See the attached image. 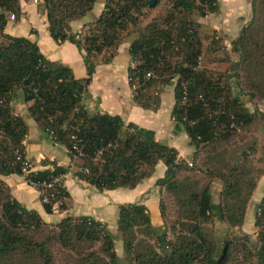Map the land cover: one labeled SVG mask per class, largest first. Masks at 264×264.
Masks as SVG:
<instances>
[{
  "label": "trees",
  "instance_id": "16d2710c",
  "mask_svg": "<svg viewBox=\"0 0 264 264\" xmlns=\"http://www.w3.org/2000/svg\"><path fill=\"white\" fill-rule=\"evenodd\" d=\"M95 1L41 0L49 37L56 43L74 45L81 54L86 77L75 80L67 67L45 59L35 43L3 32L6 16L18 18L20 11L17 0H0V135L10 141L9 146L0 145V176L21 175L16 154L24 156L21 141L26 129L11 108V95L20 90L25 101H32L29 115L42 135L65 148L71 174L97 192L133 189L151 176L158 162L164 165L155 185L174 201L178 230L169 241L162 228L151 226L143 205L118 206L117 237L128 264H229L231 241L224 242L216 254L205 226L219 218L238 234L256 185V178L244 180L245 151L240 150L229 163L220 159L226 150L222 146L255 117L244 106L243 97L264 100V0H250V20L232 43L238 54L236 83L231 84L225 76L211 80L196 67L201 51L191 23L177 28L169 16L154 20L138 30V37L129 45L127 83L132 101L142 109L154 110L158 93L149 90L173 85L171 119L194 149L189 163L179 160L174 149L155 141L151 131L118 116L87 110L86 86L95 67L108 63L121 41L137 30L148 0H105L91 23L82 26L78 34L69 33V23L89 13ZM191 2L209 14L218 9L216 0H198V4L177 0L175 5L189 11ZM174 51L181 60L171 67L169 58ZM147 74L149 78H145ZM241 84L245 91L239 89ZM73 146L81 150L78 159H73ZM260 168L259 176L264 175ZM68 169L33 172L29 179L40 181L63 175ZM214 182L220 184L217 204L209 193ZM42 207L50 214L48 205ZM158 207L161 225L160 200ZM263 224L264 199L255 207L253 228L263 229ZM257 237L251 256L254 264H264V230ZM115 238L89 217L44 223L37 213L13 200L0 181V264H13L15 257L21 258L18 264H54L51 246L73 252L76 258L72 264H116Z\"/></svg>",
  "mask_w": 264,
  "mask_h": 264
},
{
  "label": "crops",
  "instance_id": "0c3cea01",
  "mask_svg": "<svg viewBox=\"0 0 264 264\" xmlns=\"http://www.w3.org/2000/svg\"><path fill=\"white\" fill-rule=\"evenodd\" d=\"M20 15L16 22L8 21L3 32L13 37H24L35 43L39 53L50 62H58L67 67L75 80L86 77V70L81 54L74 45L63 42L56 43L48 35L47 24L42 11L37 3L32 0H17ZM42 3L41 0H37ZM218 11L223 5L239 6V0H216ZM102 3H97L92 10L80 19L69 24L73 31L92 22L101 12ZM94 12L91 20L87 17ZM226 21L225 17L221 22ZM73 26V27H72ZM130 41H121L113 58L105 64H98L86 86L85 106L91 113L103 112L111 116H118L125 123H132L137 127L153 133L155 141L172 148L177 153V158L189 163L192 160L194 149L189 139L181 128L177 129L171 119V108L174 104L173 85L161 87L159 103L156 109H142L131 99V90L127 83V69L131 66L129 56ZM32 101H25L20 90L11 95L12 114L19 117L26 129L21 141L24 157L31 164L32 172L50 171L53 167L67 168L71 160L60 144L53 143L43 136L35 121L29 115ZM165 170L164 165L158 162L147 179L141 181L133 189L118 188L110 191L97 192L85 182L77 180L71 173L62 175L61 185L68 195V201L59 215L46 214L39 202L37 192L26 185L21 175L10 174L0 176V181L7 187L13 200L28 211L39 215L47 224L57 223L65 217H89L103 224L108 232L119 240L116 220L118 206L138 203L145 207L149 214L151 226L159 227V186L155 185ZM217 183H212L209 188L211 201L212 195H218ZM264 199V175L257 181L245 208L243 224L253 227L254 211L259 202Z\"/></svg>",
  "mask_w": 264,
  "mask_h": 264
},
{
  "label": "rangeland",
  "instance_id": "374dc122",
  "mask_svg": "<svg viewBox=\"0 0 264 264\" xmlns=\"http://www.w3.org/2000/svg\"><path fill=\"white\" fill-rule=\"evenodd\" d=\"M104 1L105 0H96L95 2L96 4L101 2L103 5ZM148 1L147 6L142 10L144 15L143 20L140 21L137 30L125 38L127 41L132 42L136 39L138 37V30L144 29L148 23L154 20H160L166 16H169L173 21L172 24L177 28H181L184 23H191V28H194L196 31L201 51L196 67L205 71L207 77L211 80L221 79L225 76L231 84L236 83L237 80L234 78V74L236 73L234 66L237 63L238 54L233 50L232 43L238 38L241 28L250 20V0H239V6L223 5L221 11L219 12L217 9L214 14H209L204 10L202 11V7H200V10L197 8L200 5H196V7L192 2V8L189 11H185L178 5H175L177 0H154L152 6L148 4ZM36 3L39 11L43 12L42 3L38 1ZM93 16L94 12L87 17V20H91ZM6 17L8 20L9 15ZM224 17L226 21L221 22ZM16 21L17 17L14 15V20L12 22ZM68 29L69 33L72 34H78L79 31L83 30L80 28L77 31H73L69 26ZM180 60L179 53L174 51L173 56L169 58L170 66L173 67L177 65ZM238 82L240 81L238 80ZM160 89L161 87L159 89L151 88L149 91L157 92L159 98ZM239 89L243 91L246 90L243 84L240 85ZM243 103L249 113L254 114L255 117L248 125H244L242 129L239 130L238 135L230 140L226 147L224 145L222 146V148L226 150L220 161L229 163L230 159L235 157L240 150L245 151L247 159L244 162L246 171L244 180L252 182L253 178L258 179L260 177L259 174H257L258 169L260 170V167L264 169V100H259L257 98L248 99L247 96H244ZM9 142L7 137L0 135V145L9 146ZM75 163H79V161L76 160ZM214 183H217L216 189L218 190L220 184L218 182ZM246 191L247 190H245V193ZM218 196L219 193L218 195H212L214 203L216 204L218 203ZM159 200L163 206V218L161 219L159 230L162 228L166 235V239L170 241L178 230L176 226L178 223L177 208L174 201L169 197V194L163 191V188H159ZM263 230L264 228L255 230V228L251 226L248 228L244 226L245 232L238 229L237 232L239 233L235 234L236 230L227 229V226H225L219 218L212 219V221L205 226L208 240L214 245L216 254L221 251L224 242L231 241L232 252L229 264H254L251 256L252 251L253 248L257 246V234L262 233ZM152 243L153 242L150 241V244ZM95 247L97 246L95 245ZM83 248L87 249L86 246ZM50 251L54 264H72L73 259L76 258L73 252H62L55 246H51ZM114 253L116 256V264L129 263L122 251L120 240L116 238L114 240ZM19 260H21L20 257H15L13 259V264H18Z\"/></svg>",
  "mask_w": 264,
  "mask_h": 264
},
{
  "label": "built area",
  "instance_id": "2783aa9c",
  "mask_svg": "<svg viewBox=\"0 0 264 264\" xmlns=\"http://www.w3.org/2000/svg\"><path fill=\"white\" fill-rule=\"evenodd\" d=\"M33 3H36L37 0H32ZM198 4V0H193ZM14 15H9L8 21H13ZM145 78H149V74L145 75ZM73 159H78L82 156L80 148L73 146ZM16 161L19 163V169L21 176L24 178V181L27 186L33 188L38 195L39 202L42 205H48L50 208V214L59 215L63 211L68 201V195L61 185L62 175L48 176L40 181H32L29 179V175L33 173L31 171L30 162L20 154H16ZM68 172L71 173L72 166L68 167Z\"/></svg>",
  "mask_w": 264,
  "mask_h": 264
},
{
  "label": "water",
  "instance_id": "95a60500",
  "mask_svg": "<svg viewBox=\"0 0 264 264\" xmlns=\"http://www.w3.org/2000/svg\"><path fill=\"white\" fill-rule=\"evenodd\" d=\"M153 2H154V0H149V1H148V4H149L150 6H152V5H153Z\"/></svg>",
  "mask_w": 264,
  "mask_h": 264
}]
</instances>
